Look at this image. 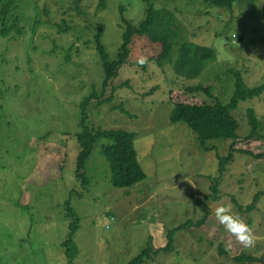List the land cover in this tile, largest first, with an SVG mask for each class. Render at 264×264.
<instances>
[{
	"label": "rangeland",
	"instance_id": "374dc122",
	"mask_svg": "<svg viewBox=\"0 0 264 264\" xmlns=\"http://www.w3.org/2000/svg\"><path fill=\"white\" fill-rule=\"evenodd\" d=\"M14 2L11 15L27 33L17 36L13 30L4 37L0 32V264H68L62 246L71 223L68 207L80 221L74 237L79 255L73 264H128L150 237L154 249L168 246L170 230H175L170 252L151 255L144 264H239L234 256L240 251L256 257L253 264H264V141L247 139L250 108L264 133V94L240 102L233 113L239 138L214 142L210 146L216 149L210 152L200 149L185 124L169 123L178 103L226 104L234 92L233 72L248 87L263 83L264 0L236 3L232 9L204 0L155 4L175 12L188 45L211 47L217 56L197 79L186 81L175 76L171 65L160 67L154 59L138 64L141 57L157 59L160 47L134 37L127 63L103 97L114 90L115 99L97 105L94 98L87 121L92 128L136 134L146 179L126 190L112 185L109 163L100 152L104 140L86 162V189L76 177L78 105L92 86L102 91L99 56L85 42L93 41L100 25L113 58L122 43L121 14L137 26L144 20L145 2ZM35 3L42 23L32 35ZM63 22L66 32L59 29ZM231 145L233 158L219 178V200L213 201L210 187L219 176V157H228ZM256 194V209L242 211L239 205L246 208ZM221 204L230 205L252 227L258 236L255 247L240 249L217 221L214 210ZM188 222L193 225L184 226Z\"/></svg>",
	"mask_w": 264,
	"mask_h": 264
},
{
	"label": "trees",
	"instance_id": "16d2710c",
	"mask_svg": "<svg viewBox=\"0 0 264 264\" xmlns=\"http://www.w3.org/2000/svg\"><path fill=\"white\" fill-rule=\"evenodd\" d=\"M3 0H0L2 2ZM80 1V0H78ZM105 1V0H103ZM146 4L145 17L139 25L134 26L121 14V25L123 29L122 43L118 49V53L111 58L107 53L106 47L102 42L103 30L100 25L93 36V41H87L85 44L94 45L99 56V65L103 74L102 91L98 92L95 86H92V92L85 97L78 105L81 109V131L76 134L77 141L80 147L77 161L76 177L81 179L85 185L89 182L86 171V162L101 140L106 141L101 145V154L107 160L110 166L111 182L113 187L117 189H132L134 186L146 179V174L138 160V154L135 147L136 134L125 129H104L92 128L87 125L89 105L93 103V99H98L97 105L111 103L115 99L114 90L111 91L109 98H103L106 95L110 83L118 76V72L124 66L131 54V44L134 37L147 38L152 44H158L160 47V54L157 59L154 56L147 58L154 59L160 67L172 66L173 73L177 78L191 81L197 79L204 71L206 65L216 59V51L211 47L191 44L185 41L178 26V20L174 11L170 10L166 5H160L159 8L155 6L156 3H168L175 0H143ZM213 6L219 8L232 9L236 3L250 2L255 0H204ZM31 6V5H30ZM29 6V7H30ZM34 12L33 20H30L32 35L35 34L37 27L42 23L40 21V10L37 4L31 6ZM13 8L16 9L14 0H8L0 8V32L4 37H7L13 30L15 35H23L27 30L20 27L18 24L19 18L11 15ZM47 10L45 9L44 12ZM15 17V18H14ZM27 21V20H26ZM60 31L66 32L69 27L66 25ZM24 34V36L26 35ZM73 46V45H72ZM77 50V49H76ZM151 61V60H149ZM234 92L225 104L217 101L214 104H188L178 103L169 115V123L175 125L178 123L185 124L196 135L200 149L205 152H210L212 148L210 144L216 142H224L228 140H237L239 138L238 132L240 124L234 116V111L238 109L240 102L260 98L264 94V81L256 87H248L241 76L236 71L233 72ZM189 87V86H188ZM186 87V88H188ZM189 89V88H188ZM198 89V88H195ZM210 93V90L207 89ZM89 107V108H88ZM114 109H117L114 108ZM122 112L129 114L127 110L122 109ZM248 121L251 127L247 139H254L256 141H264V133H261V122L255 115V110L248 109ZM215 142V143H214ZM233 145L229 148V154L226 158L219 157V176L214 178L211 190L213 192V201L219 200L218 186L220 184L219 178L223 173L226 165L233 158ZM89 156V157H88ZM88 158V160H86ZM264 195V192L262 193ZM209 198V197H207ZM256 194L254 202L246 208L239 205L242 211L248 213L256 209L258 201ZM67 217L71 220L69 226V233L64 240L62 246L65 250V255L68 259V264H73L74 260L79 255V249L75 244L74 237L79 229V219L76 217L70 207H68ZM201 223V222H200ZM190 222L184 226H191ZM180 226L177 229H181ZM174 231L170 230L167 233L168 246L162 249H154L152 238H149L148 245L143 249L137 257L132 259L128 264H144L145 261L151 258V255H158L160 253H168L171 250V245L174 243ZM220 254H226V251L218 248ZM234 260L239 264H253L258 261L254 256L242 253L234 256Z\"/></svg>",
	"mask_w": 264,
	"mask_h": 264
},
{
	"label": "clouds",
	"instance_id": "9594fccd",
	"mask_svg": "<svg viewBox=\"0 0 264 264\" xmlns=\"http://www.w3.org/2000/svg\"><path fill=\"white\" fill-rule=\"evenodd\" d=\"M141 66L147 63L146 57H141L137 61ZM235 141V140H231ZM215 218L225 227L227 232L244 248L255 247L258 237L248 223H246L238 214L232 211L230 205L221 204L214 210Z\"/></svg>",
	"mask_w": 264,
	"mask_h": 264
},
{
	"label": "crops",
	"instance_id": "0c3cea01",
	"mask_svg": "<svg viewBox=\"0 0 264 264\" xmlns=\"http://www.w3.org/2000/svg\"><path fill=\"white\" fill-rule=\"evenodd\" d=\"M260 208H258V210H259ZM258 237V236H257ZM258 241V240H257ZM236 244V243H235ZM237 245V244H236ZM239 246V248L240 249H242V250H247V249H249V248H244L242 245H238ZM242 253H244V251H240L238 254H236L235 256H238V255H240V254H242Z\"/></svg>",
	"mask_w": 264,
	"mask_h": 264
}]
</instances>
